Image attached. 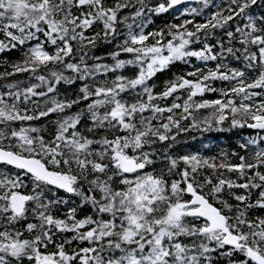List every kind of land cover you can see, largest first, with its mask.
Returning <instances> with one entry per match:
<instances>
[{"label":"snow or ice","instance_id":"obj_1","mask_svg":"<svg viewBox=\"0 0 264 264\" xmlns=\"http://www.w3.org/2000/svg\"><path fill=\"white\" fill-rule=\"evenodd\" d=\"M0 264H264V0H0Z\"/></svg>","mask_w":264,"mask_h":264},{"label":"trees","instance_id":"obj_2","mask_svg":"<svg viewBox=\"0 0 264 264\" xmlns=\"http://www.w3.org/2000/svg\"><path fill=\"white\" fill-rule=\"evenodd\" d=\"M157 23H160V21L157 20ZM161 79L162 80L167 79V76H164ZM216 86L219 87L220 85H216ZM208 98H213V94H208ZM191 135L196 136L197 140L192 141L191 139H189V144L194 145L197 148L201 146V144L199 143L200 141H202L205 144H209V143L212 145L218 144L221 147H225L228 144L235 141V137L233 136L232 133H229V132H223V133L208 132V133H203V135H201L200 133H197V132H192Z\"/></svg>","mask_w":264,"mask_h":264}]
</instances>
